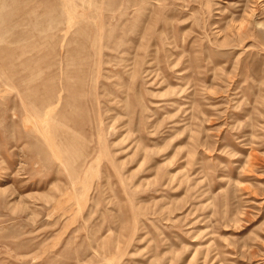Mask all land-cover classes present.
Masks as SVG:
<instances>
[{
  "label": "rangeland",
  "instance_id": "rangeland-1",
  "mask_svg": "<svg viewBox=\"0 0 264 264\" xmlns=\"http://www.w3.org/2000/svg\"><path fill=\"white\" fill-rule=\"evenodd\" d=\"M0 264H264V0H0Z\"/></svg>",
  "mask_w": 264,
  "mask_h": 264
}]
</instances>
